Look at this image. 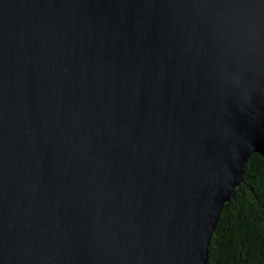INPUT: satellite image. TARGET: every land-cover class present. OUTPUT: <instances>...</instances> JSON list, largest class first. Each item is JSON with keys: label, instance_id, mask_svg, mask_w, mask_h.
Masks as SVG:
<instances>
[{"label": "water", "instance_id": "1", "mask_svg": "<svg viewBox=\"0 0 264 264\" xmlns=\"http://www.w3.org/2000/svg\"><path fill=\"white\" fill-rule=\"evenodd\" d=\"M264 158V0H0V264H208Z\"/></svg>", "mask_w": 264, "mask_h": 264}, {"label": "trees", "instance_id": "2", "mask_svg": "<svg viewBox=\"0 0 264 264\" xmlns=\"http://www.w3.org/2000/svg\"><path fill=\"white\" fill-rule=\"evenodd\" d=\"M208 264H264V158L254 154L226 204L209 245Z\"/></svg>", "mask_w": 264, "mask_h": 264}]
</instances>
